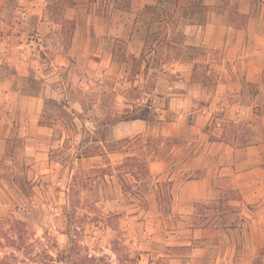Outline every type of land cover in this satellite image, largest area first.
I'll return each mask as SVG.
<instances>
[{
  "label": "rangeland",
  "instance_id": "374dc122",
  "mask_svg": "<svg viewBox=\"0 0 264 264\" xmlns=\"http://www.w3.org/2000/svg\"><path fill=\"white\" fill-rule=\"evenodd\" d=\"M159 1L0 0V264H63L55 260L71 228L84 254L105 259L80 264H264L260 216L245 220L224 201L195 209L174 202L169 168L124 173L126 157L167 165L169 153L198 138L167 134L178 115L206 106L193 98L204 88L191 87L194 59L196 81L216 90L215 76L205 74L207 48L194 41L217 13L232 21L217 23L220 32L247 25L229 0H203L207 9ZM183 94L192 97L186 106ZM133 100L150 102L149 121L105 125L107 116L131 117ZM122 139L131 144L111 153ZM175 164H185L183 153ZM11 215L31 233L22 250L7 240L15 235ZM203 225L219 230L195 231Z\"/></svg>",
  "mask_w": 264,
  "mask_h": 264
},
{
  "label": "crops",
  "instance_id": "0c3cea01",
  "mask_svg": "<svg viewBox=\"0 0 264 264\" xmlns=\"http://www.w3.org/2000/svg\"><path fill=\"white\" fill-rule=\"evenodd\" d=\"M207 1V5L220 2ZM229 1L239 8L241 16L247 18L246 27L234 25L230 26L231 31L220 32L221 26H217V23L232 21L217 13L216 18H208L204 26L207 32L194 41L198 40L201 48H207L203 63L205 74L215 76L216 90H208L199 80L192 81L194 61L190 73L191 87L200 85L204 88H201V95L196 92L193 98H198L206 106L200 108L197 115H178L177 120L168 123L167 127L169 136L195 135L198 138L174 149L173 155L169 153L167 165L163 160L151 161L149 169L153 173L162 174L169 168L171 198L176 203L192 205L195 209L196 206L224 201L229 206L241 207L245 220L253 219L256 215L260 217L254 222L263 224L264 0ZM255 7L261 9V12L253 15ZM69 9L74 11L75 3ZM65 20L75 22L71 16L65 17ZM214 27L217 33H210L209 30ZM212 49L215 53L210 51ZM212 54L215 55V64H211ZM182 96L183 106L192 102V97L186 94ZM177 100L179 98L170 99V104L175 108L179 106ZM182 153L185 164L172 167ZM228 191L238 193L240 197L227 199L226 195H231L226 194ZM204 210L212 211L210 208ZM217 230L218 225L213 228L211 225H203L195 229L201 233Z\"/></svg>",
  "mask_w": 264,
  "mask_h": 264
},
{
  "label": "trees",
  "instance_id": "16d2710c",
  "mask_svg": "<svg viewBox=\"0 0 264 264\" xmlns=\"http://www.w3.org/2000/svg\"><path fill=\"white\" fill-rule=\"evenodd\" d=\"M164 1L165 0H160L158 2L159 5ZM175 1H176V4H179L180 2L181 3L183 2V4H185V0H175ZM194 4H196V6H198L201 9H207V6L203 3V0H194ZM155 8L156 9L159 8L160 12L165 13V15L167 17L170 15L166 10H164L162 7H160L158 5ZM66 22L73 24L72 21H66ZM202 24H205V22ZM194 61H195V63H194L193 76H192L193 82L196 81V71L198 69V66H200V63L197 60L194 59ZM137 100H139V99H137ZM137 100H133V111L128 113V115H132L131 117H129L127 119H121L120 117L107 116L105 125L113 126L117 122L130 121V120L131 121H134V120L149 121L150 115H152V106H151L150 102L148 101V104H143L141 102H137ZM124 143L131 144V140L130 139L119 140L117 142V144L120 147L110 149L109 151L111 153L121 152L122 144H124ZM125 161L128 162V163H125V166L130 168V169H128L129 171L124 172L125 174H131L132 176H134L136 178V172L132 171V168H134L136 166H141L144 169V171H146V173H145L146 176L150 175L149 157H147V158L145 156L144 157H138L137 155H135L132 157H126ZM137 181H138V179H137ZM21 189L23 190V192L26 195V189L24 188L23 185H21ZM73 210H75V209L73 208ZM69 213L70 212H68V214ZM70 218H72V217H70ZM73 218H75V217H73ZM6 222L11 226L12 230L15 232L14 237H12L10 239L7 238L8 242H10L12 244V247L16 248L17 250H22L23 248H27L29 246L28 243H29L30 236H31V233L29 231L27 224L23 220L15 218L12 215L9 219H7ZM74 231H75V229L73 230L71 228V230L68 234L69 245L65 251H61L58 254V260H55L56 262L63 263V264H80L81 261H86V260H90V261H104L105 260L103 257L97 258L96 256H93V255L90 256L89 254H84L85 248L82 245H80V243L76 240ZM52 261H54V260H52Z\"/></svg>",
  "mask_w": 264,
  "mask_h": 264
}]
</instances>
